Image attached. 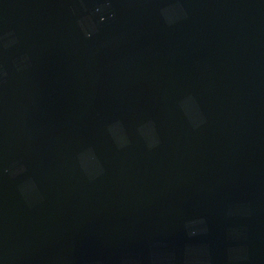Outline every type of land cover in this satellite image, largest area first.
Here are the masks:
<instances>
[{
  "label": "water",
  "instance_id": "obj_1",
  "mask_svg": "<svg viewBox=\"0 0 264 264\" xmlns=\"http://www.w3.org/2000/svg\"><path fill=\"white\" fill-rule=\"evenodd\" d=\"M0 264H264V0H0Z\"/></svg>",
  "mask_w": 264,
  "mask_h": 264
}]
</instances>
